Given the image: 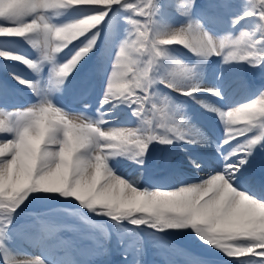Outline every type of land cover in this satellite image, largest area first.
Here are the masks:
<instances>
[{
	"label": "snow or ice",
	"instance_id": "1",
	"mask_svg": "<svg viewBox=\"0 0 264 264\" xmlns=\"http://www.w3.org/2000/svg\"><path fill=\"white\" fill-rule=\"evenodd\" d=\"M196 0H190V6ZM258 15L264 22V0H256ZM96 5H102L97 7ZM116 5L133 12L130 19L134 33L125 40L114 61L102 104L126 102L135 105L134 114L151 126L184 139L179 126L169 127L164 107L150 104L154 83L152 68L169 45H181L191 52L207 57L223 55L225 62H248L253 67L264 64V53L257 51V41L242 32L238 37L213 38L199 23H189L165 34L153 31L154 0L125 3V0H0V36L27 37L40 52L42 61L55 56L81 37L86 42L64 64L55 69L57 84H62L77 64L92 50L99 36V27ZM91 6L100 11L61 26L49 23L44 13L53 10ZM32 17V18H30ZM238 22V20L236 21ZM0 58L17 60L30 69L37 62L17 54L0 51ZM25 87L34 88L32 81L13 74ZM170 87L172 85H169ZM193 95L198 88L177 89ZM215 95H220L218 91ZM225 126L222 144L236 146L224 156L221 171L210 174L199 183L176 190H138L132 183L116 176L108 168L109 156L133 148L138 155L147 145L159 140L171 143L153 131L141 135L137 130L110 128L104 130L82 115L64 113L49 100L12 112L0 109V246L11 224L10 216L35 192L59 193L74 197L83 206L117 222L129 220L134 225L148 224L153 228L191 226L198 237L229 257L264 258V199H256L239 191L243 178L241 169L248 164L253 148L264 139V91L248 102L227 111L217 110ZM104 123V121H101ZM260 134L247 138L253 129ZM240 137L245 138L243 143ZM195 143V140H189ZM142 163V161H141ZM199 166V162H197ZM239 173V175H237ZM5 264H46L40 257L14 259Z\"/></svg>",
	"mask_w": 264,
	"mask_h": 264
},
{
	"label": "rangeland",
	"instance_id": "2",
	"mask_svg": "<svg viewBox=\"0 0 264 264\" xmlns=\"http://www.w3.org/2000/svg\"><path fill=\"white\" fill-rule=\"evenodd\" d=\"M139 2L140 0H125V3ZM153 7V31L156 33L165 34L181 29L189 23L199 22L200 19L193 13L200 10L203 14H212L227 20L226 28L232 31L224 35L231 34L232 38H236L242 32L251 34L258 42L257 51L264 53V22H261L258 15L239 19L245 12H259L256 0H196L195 5L191 6L190 0H157ZM100 10L96 7L80 6L68 10L48 11L44 15L49 23L61 26ZM226 15L230 16L231 20ZM180 17H183V20L178 19ZM132 18L134 15L131 10L123 5L114 6L99 27L95 46L62 84L56 83L55 69L70 59L86 42V37H81L69 45L57 54L53 61H42L39 49L33 46L29 38L0 36V51L14 53L37 62V67L30 69L20 61L0 58V109L12 112L37 104L29 101L30 98L26 96L32 88L18 83L13 78V74L34 82L36 88L33 89L36 90L37 100L42 93H46L47 96L50 94L49 101L59 109H61L60 104H63L65 110H61L69 116L71 113L70 110L67 111V107H72L74 98L87 95L95 104V116L88 120L104 130L133 129L141 135L153 131L172 141L171 143L152 141L147 145L143 155H138L139 150L133 148L122 154L109 156L107 165L114 175L132 183L131 176L134 174L136 183L132 184L138 190L150 188L176 190L182 186L199 183L210 174L223 169L224 156L237 143L233 141L232 144H222L225 138V126L217 110L232 109L254 99L264 91V64L253 67L248 62H225L223 55L203 57L181 45L166 46L163 49L164 55L157 58L152 68L154 83L150 89V104L166 109L169 117L166 123L169 127L179 126L181 134L185 137L181 139L174 132L156 127L158 120L153 121L150 128L142 117L134 114L135 105L129 107L115 102L102 104L119 48L134 33L133 26L129 22ZM241 72L247 75L248 83L242 82V86L231 91L229 103L216 102L210 98L215 94L213 91H208L209 89L216 91L223 82L227 80L228 84L231 78ZM249 86L253 88V92L250 91ZM188 88L199 90L191 96L177 90ZM5 103L11 107H5ZM208 103L215 104L216 109L208 108ZM82 116L86 117L84 114ZM195 123L200 124L204 129L203 133L218 144L215 148H211L215 161L211 159L208 163L202 158H197L196 152L205 154L208 149L202 140L187 134ZM259 134L260 129L256 128L248 133L247 138ZM11 138L10 135L0 136V139ZM239 139L243 143L245 138ZM189 140H195V143H189ZM147 150H150L155 157H150ZM258 158L264 169V139L253 148L248 164L241 169L243 178L238 184L232 181L237 190L250 193L252 180L249 179L255 174L252 163L256 164ZM206 159L208 161V158ZM168 163L173 164L172 167L176 171L164 179H157L156 173L163 171ZM203 166H206L205 170L209 169L210 172L201 171L199 178L193 179L189 173L196 174L200 169L198 167ZM157 180L164 182L159 183ZM250 196L264 199L259 195ZM30 199H34V209L37 208L36 211L33 209L35 212L28 210L27 201ZM5 215L0 213V217ZM10 219L11 224L3 238L4 244L0 246V264H5L6 260L11 262L14 259L34 257L42 258L46 264H70L71 254L75 255L77 252L79 257L74 263L82 256L87 260L89 255L92 264H176L179 261L183 264H248L250 260L254 261V264H264V258L261 257L252 256L248 260L245 256L236 258L225 255L202 241L190 225L160 229L148 224L134 225L127 219L117 222L87 209L74 197H64L59 193L30 194L15 213L11 214ZM157 244L164 247L161 251L158 248L156 250L158 253L152 252V246ZM124 247L127 249L121 253ZM128 247L135 248V253L130 254L133 249L130 250ZM107 248L112 249L110 255L107 253ZM168 252L171 254L166 255ZM119 259L125 262L117 263Z\"/></svg>",
	"mask_w": 264,
	"mask_h": 264
},
{
	"label": "bare ground",
	"instance_id": "3",
	"mask_svg": "<svg viewBox=\"0 0 264 264\" xmlns=\"http://www.w3.org/2000/svg\"><path fill=\"white\" fill-rule=\"evenodd\" d=\"M193 14H194L195 17H198L200 19L199 22H196V23H199L201 25V27L203 28V30L206 31L213 38H222V37H224V34H226L227 32L230 33L232 31L231 29L229 30L228 28H226V25H227L228 22L223 17L212 16V14H209V15L208 14H203L200 10L194 11ZM226 16H228V15H226ZM183 17H180L178 19L183 20ZM228 17H229V20H231L230 16H228ZM221 19H223V20H221ZM193 24H195V23H193ZM246 78H247V75L244 72H241L237 76H234L233 78H231V80L229 81L228 84H227V80H226V82H223L216 89V91H218L220 93V95H213V96H210V98H212L213 101H216V102H220V103H227L228 102L229 103L230 102L229 99H230L231 91L233 89H236L237 87L242 86L241 85L242 82L247 84L248 82H247ZM248 88H250V91L253 92V88L251 86H249ZM35 92H36V90L32 88V91L30 92V94H34ZM48 97H50V94H49ZM47 99H49V98H47ZM42 100H44V99H42ZM121 104L122 105L125 104L126 106L128 105L126 102L119 103V105H121ZM74 105L79 107L80 109H83V108L91 109L92 101L90 99L83 100V101H76L74 103ZM207 106H208V108L216 109V107H215L216 105L215 104L208 103ZM79 112H81V111H79ZM70 115L72 116V115H79V114H70ZM86 119H89V118H86ZM203 130L204 129H202V127H200V124L195 123V124H193V127L192 126L190 127V130H189V132L187 134L189 136H191V137H197L198 139L202 140V142L204 143L205 147L208 149V152H206L203 156L205 158H208L207 162L209 163V160H211V159H213L215 161L214 156H213L212 151H211V148H213V147L215 148L218 144L215 143L216 141H214V139H212L211 137H209L208 135L203 133L204 132ZM254 160H256V159H254ZM172 165L173 164H169L168 166H172ZM254 166L257 169V167H258L257 163L254 164ZM195 167H197V166H195ZM198 168H200V169L198 170V172L196 174L189 173L190 176L193 179H198L199 176H200L199 174H200L201 171L202 172L203 171L204 172L205 171H207V172L209 171V169L205 170L206 166L198 167ZM163 172H165V170L160 171L158 173H163ZM155 177L158 178V175H155ZM131 181H132V183H136V179L134 178V174L131 176ZM258 188H259L258 191L264 190V188L262 186H259ZM149 191H153V189L150 188ZM43 247L44 248L46 247V243L45 242L43 244ZM163 247L164 246H160L159 244H157V245L152 246V250L151 251L158 253L156 250L159 248L160 251H161V249ZM125 249H127V247L122 248L121 253ZM128 249H130V250L133 249V250H131L129 252L130 254L131 253H135L134 252L135 248H129L128 247ZM169 250H171V249H169ZM170 254L171 253L168 252L166 255H170ZM245 257H248V260H250L252 258L251 255L245 256ZM122 262H125V260H120L119 259V261L117 263H122ZM176 264H183V262L179 261V262H176ZM248 264H254V261L250 260Z\"/></svg>",
	"mask_w": 264,
	"mask_h": 264
}]
</instances>
